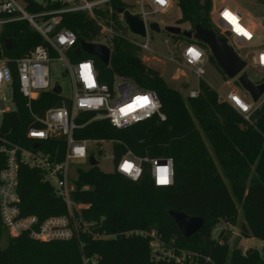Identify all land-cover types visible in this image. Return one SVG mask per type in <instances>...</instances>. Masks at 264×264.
I'll return each instance as SVG.
<instances>
[{"label": "trees", "instance_id": "trees-1", "mask_svg": "<svg viewBox=\"0 0 264 264\" xmlns=\"http://www.w3.org/2000/svg\"><path fill=\"white\" fill-rule=\"evenodd\" d=\"M171 1L180 9L178 23L194 26L198 22L213 28L211 0ZM110 4L115 11L127 7L121 0H111ZM98 12L106 15L104 11ZM60 27L77 34V45L82 39L95 41L100 29L81 11L65 14ZM3 36L12 39L14 48L4 51L12 58L21 57L42 43L40 35L26 22L7 24ZM169 36L172 41H182L180 35ZM184 38L188 43L192 41ZM199 42L210 62L218 66L207 46ZM109 43V64L87 53L81 58L93 59L101 82L111 85L114 77L120 76L139 87L154 90L166 119L161 121L155 115L126 128H116L106 118L92 119L94 112H81L76 121L84 125L75 129L73 135L76 139L111 140L116 159L125 152V146L140 157H171L174 183L156 186L148 163L143 164L137 181L115 170L103 172L97 165L79 168L71 198L88 205L81 212L82 219L97 221L98 227L94 230L117 233V236L94 239L84 232L79 239L39 241L24 233L6 238L0 246V264H176L152 260L146 238L121 234L135 228L155 229L166 242L173 239L175 246L196 253L197 264H264V256L257 248L248 247L244 251L233 248L229 254V235L221 232L218 237L212 236L218 222L236 223L237 202L241 201V235L264 243V101L248 121L222 101L218 92L203 79L199 81L198 96L186 98L139 58L138 46L120 36H112ZM71 59L77 58L71 55ZM263 80L264 75L259 82ZM12 100L15 109L2 114L0 134L9 141L30 147L34 140L27 137L28 128H40L42 124L33 123L26 97L20 93L16 80ZM60 105H63L61 96L51 91L42 92L31 104L38 114L50 106ZM40 143L41 149L56 155L57 160L63 159L62 136ZM17 189L23 214H34L42 220L67 213L62 198L48 183L41 181V173L35 168L20 164ZM169 210L200 216L204 224L190 237H184Z\"/></svg>", "mask_w": 264, "mask_h": 264}, {"label": "built area", "instance_id": "built-area-1", "mask_svg": "<svg viewBox=\"0 0 264 264\" xmlns=\"http://www.w3.org/2000/svg\"><path fill=\"white\" fill-rule=\"evenodd\" d=\"M110 2L111 0H0V40L3 43L0 42V92L6 84L11 85L13 90L16 80L20 93L26 97V106L33 123L42 124L40 128L35 126L28 128L27 137L34 140L30 147L9 141L0 134V246L4 244L6 238L18 237L24 233L39 241L79 239V235L84 232L94 239H109L117 236V233L94 230L98 227L97 221L88 222L81 217L82 210L88 205L75 202L71 198L74 182L70 184L68 179L70 163L79 161L86 163V168L91 167L89 155L93 154L98 164L90 144L100 146L113 143L111 140L104 139H76L73 135L74 130L84 125L79 124L76 117L81 112H94L92 119L106 118L112 126L126 128L155 115L163 121L166 115L161 112V102L154 90L139 87L130 79L120 76H115L111 85L101 82L93 59L81 58L85 52L75 57L76 61L71 64L66 52L71 51L73 56L74 50L79 47L77 34L71 29L60 27V24L65 14L85 12L100 27L96 40L91 42L105 44L111 50L109 39L112 36H120L138 46L139 51H152L147 35L148 24L152 22L149 21L151 11L147 8L165 11L171 7L172 1L164 0L161 3L160 0H140V11L135 13L140 15L145 24L146 40L143 42L129 38L121 31L122 29L113 28V21H118L122 28H128V26L123 13L115 11ZM125 4L127 7L123 8L129 10L130 4ZM98 11H104L106 15L102 16ZM233 18H235L234 21ZM13 22H26L42 38V43L36 44L23 56L17 58L9 57L4 52L10 50L5 47L3 31L7 24ZM211 22L218 30L216 32L213 29L215 33L224 37L233 48L235 46L256 47L253 55L254 63L260 71H264V14L248 22L237 8L220 5L212 11ZM181 28L189 31L194 29L192 25ZM164 42L168 47L171 42L179 51L176 57L174 53H171L168 58L170 61L183 63L199 81L203 79L209 58L199 40L192 38V41L188 43L167 38ZM53 57L61 62L64 70L68 71L73 95L71 99L62 98L63 105L50 106L42 114H38L32 109V100L38 98L42 92H52V88L59 85L50 83L49 63ZM85 65L89 66L87 70L84 68ZM87 72L91 73V81L87 79ZM228 84L231 86V83ZM237 90L231 86L226 94H219L220 99L235 109L244 119L250 121L251 115L264 101V93L254 102L247 91L242 94ZM198 92L199 86L197 89L189 90L185 97L193 99L198 96ZM138 97H147L148 103L139 106ZM129 106L132 107L129 108ZM8 111L12 110L8 109L5 112ZM57 135L62 136L65 142L62 160H57L56 155L40 147H34L35 143ZM125 148V152L118 159L113 152L104 154L106 160L114 162L115 171L132 181H137L142 174L143 164L148 163L150 176L156 186L165 187L174 183V163L171 157L160 159L140 157L127 146ZM125 163L131 164L132 169L125 170L123 167ZM20 164L35 168L41 173V181L48 183L55 194L62 198L67 213L51 215L42 220L37 215L22 213L17 189ZM85 167L76 169V177L78 169ZM161 168L168 169L166 184L158 182ZM121 234L127 237L139 235L146 238L154 261L197 264L194 260L195 252L175 246L173 239L166 242L155 229H128ZM86 261L84 259V262Z\"/></svg>", "mask_w": 264, "mask_h": 264}, {"label": "rangeland", "instance_id": "rangeland-1", "mask_svg": "<svg viewBox=\"0 0 264 264\" xmlns=\"http://www.w3.org/2000/svg\"><path fill=\"white\" fill-rule=\"evenodd\" d=\"M125 3L130 4L129 10L131 12H139L140 11V0H123ZM221 0H211L212 5H217ZM234 2L241 4L242 6H247L249 8V14L252 17H255L260 14H264V0H233ZM244 4V5H243ZM151 11L149 15V21L158 22L161 26L160 31H154L148 28V42L152 51L149 50H141L139 51V58L147 65L152 66L156 69L162 78H164L165 82L171 88L177 89L179 93H181L184 97L189 90L197 89L199 86V79L191 73V71L183 64L179 62H172L168 58L171 56V53H174L176 57L178 55L177 47L173 46L170 42V46L168 47L164 39H169L170 36L163 29L165 25H179L181 27H185L188 23H178L177 18L180 16V9L175 5L174 1L171 3V7L165 11H154L153 8H147ZM212 9L210 11V16L212 13ZM118 30L127 35L129 38L135 39L138 42L145 41V36H139L130 31L129 28H122L121 24H118ZM213 29L217 32V28L213 25ZM181 36V40L185 41V38ZM236 53L242 58L246 60V66L243 70V73L247 74V76L251 79V81L258 83L261 81L264 71H260L255 66L253 55L254 51L257 49L254 46H244V48L234 47ZM210 53V52H209ZM208 54V53H207ZM67 57L69 58L71 64H74V61L71 59V51L66 52ZM208 57V56H207ZM206 72L204 74L203 80L211 86L218 94H226L228 90L231 89V86L238 89L237 91L240 93H247L243 91L241 86H239L236 81V78L226 77L221 69L216 66V64L208 61L206 65ZM49 75H50V83L53 85L58 83L61 87L60 96L61 98L71 99L73 95L72 84L70 75L67 70H64L61 62L58 61L55 57L50 60L49 63ZM231 83V86L228 84ZM15 104L12 100V86L6 84L4 89L0 92V125L2 123V113L9 110H14ZM90 147L93 152H95L98 168L106 173H110L114 171V162L112 160H106L104 158V154H112L113 147L111 144L105 143L101 144H90ZM86 163H82L79 161H73L69 165V183L72 184L74 179L76 178V169L78 167H85ZM86 168V167H85ZM238 208V219L236 223L232 224L228 221H220L218 222L212 231V236L218 237L219 233L223 232L224 235H229L228 245H229V254L233 250V248H239L244 251L248 249V247L257 248L260 253L264 256V243L255 237L244 238L241 235L240 231V223L243 221V213H242V204L241 201L237 202Z\"/></svg>", "mask_w": 264, "mask_h": 264}, {"label": "water", "instance_id": "water-1", "mask_svg": "<svg viewBox=\"0 0 264 264\" xmlns=\"http://www.w3.org/2000/svg\"><path fill=\"white\" fill-rule=\"evenodd\" d=\"M118 12L123 13L125 23L130 31L136 35L144 37L146 35L145 24L138 13H131L129 10L123 7L118 8ZM148 28L154 31H160L161 26L158 22L152 21L148 24ZM193 31L182 29L179 25H165L163 29L169 35H179L188 38L199 40L204 43L210 54L215 58L217 65L223 72V74L229 78H236L243 91H247L252 101L256 102L264 93V80L259 83L251 81L247 74L243 73L246 66V60L242 59L235 51L232 45L222 37L218 36L213 28L204 27L201 23H196L193 26ZM5 47L7 50H12L14 44L11 38L3 37ZM82 52L93 55L98 58L102 63L109 64L111 57L110 48L102 43L89 42L86 40H80L79 47L74 52V57H79ZM60 86L55 85L52 88V92L55 94L60 93ZM41 143H35L34 147H40ZM89 163L91 166L97 164L93 154L89 155ZM169 215L173 218L179 232L184 237H190L197 230H199L203 224V218L200 216H189L182 211L169 210Z\"/></svg>", "mask_w": 264, "mask_h": 264}, {"label": "snow or ice", "instance_id": "snow-or-ice-1", "mask_svg": "<svg viewBox=\"0 0 264 264\" xmlns=\"http://www.w3.org/2000/svg\"><path fill=\"white\" fill-rule=\"evenodd\" d=\"M160 2L163 3L164 0H160ZM226 15H229V14H226ZM234 20H235V18H233V21ZM245 34H247V33H245ZM197 55H198V53H197ZM84 68L87 70L89 68V66L88 65H85ZM86 75H87V79L89 81H91V79H92L91 73L90 72H87ZM137 100L139 102V106H143L144 104H147L148 103V98L147 97H138ZM131 107L132 106H129V108H131ZM123 167H124L125 170H131L132 169V165L131 164H128V163H125ZM159 172H163L164 175L162 177H160V179H159L158 182L161 183V184L168 183V169L161 168V169H159Z\"/></svg>", "mask_w": 264, "mask_h": 264}, {"label": "crops", "instance_id": "crops-1", "mask_svg": "<svg viewBox=\"0 0 264 264\" xmlns=\"http://www.w3.org/2000/svg\"><path fill=\"white\" fill-rule=\"evenodd\" d=\"M212 5V4H211ZM220 5H227V6H231V7H234V8H237L242 16L248 21L250 22L251 20L255 19L256 17L260 16V15H257L255 17H252L250 14H249V8L247 6H242L241 4H238L236 2H234L233 0H221L220 3H218L217 5H212V10H214L217 6H220ZM244 5V4H243ZM189 25V24H188ZM147 65V64H146ZM149 67H152L150 65H147ZM153 68V67H152Z\"/></svg>", "mask_w": 264, "mask_h": 264}, {"label": "bare ground", "instance_id": "bare-ground-1", "mask_svg": "<svg viewBox=\"0 0 264 264\" xmlns=\"http://www.w3.org/2000/svg\"><path fill=\"white\" fill-rule=\"evenodd\" d=\"M118 24H120L118 21H113V28L118 30Z\"/></svg>", "mask_w": 264, "mask_h": 264}, {"label": "clouds", "instance_id": "clouds-1", "mask_svg": "<svg viewBox=\"0 0 264 264\" xmlns=\"http://www.w3.org/2000/svg\"><path fill=\"white\" fill-rule=\"evenodd\" d=\"M164 175V173L163 172H160V177H162Z\"/></svg>", "mask_w": 264, "mask_h": 264}]
</instances>
